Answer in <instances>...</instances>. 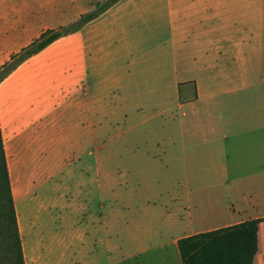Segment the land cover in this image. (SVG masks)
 Instances as JSON below:
<instances>
[{"label":"crops","instance_id":"crops-1","mask_svg":"<svg viewBox=\"0 0 264 264\" xmlns=\"http://www.w3.org/2000/svg\"><path fill=\"white\" fill-rule=\"evenodd\" d=\"M107 1L0 0V67L45 32L68 27ZM243 5L246 33L264 38V0ZM227 16L213 0H120L0 84V128L15 204L16 195L50 186L38 179L56 174L54 141L64 149L80 146L82 157H91V140H104L107 130L121 124L137 130V138L143 132L160 138L166 172L177 166V178L165 175L156 190L181 189L182 212L135 203V219L100 225L103 250L89 264H183L179 248L158 251L148 243L186 226L211 227L176 235L178 247L185 237L250 220H261L255 264H264V52L263 73L256 78L227 75L221 81L229 87L222 91L214 85L205 90L198 80L211 77L228 51L232 60ZM241 46L238 59L244 61L249 44ZM194 82L197 94L181 102L183 86ZM251 82L258 83L256 93ZM171 98L178 99L172 107ZM173 107L190 109L177 130L175 119L163 121ZM147 156L135 160L155 161L151 152ZM17 215L26 264H46L42 253L35 258L29 252ZM87 232L79 234L81 243Z\"/></svg>","mask_w":264,"mask_h":264},{"label":"rangeland","instance_id":"rangeland-1","mask_svg":"<svg viewBox=\"0 0 264 264\" xmlns=\"http://www.w3.org/2000/svg\"><path fill=\"white\" fill-rule=\"evenodd\" d=\"M219 10H228V24L232 26L234 51L232 60L228 56L219 57L216 72L211 77H198L200 86L210 90V85L217 91L227 89L222 77L232 76L240 79L243 74L258 77L263 73V41L257 33L248 35L245 31L244 0H213ZM221 25V21H218ZM249 44L245 49L246 58H241V44ZM227 62V63H226ZM226 74V75H225ZM211 78V79H210ZM240 84L239 82L234 83ZM259 91L257 82H251ZM198 82L187 83L182 88L181 102L189 100L197 94ZM178 99H170L171 107ZM174 108V107H173ZM171 109L164 120L175 119L171 123L174 129H179L183 112L190 109ZM169 119V120H170ZM172 119V120H173ZM160 116L159 120L161 121ZM148 130V129H147ZM138 131H133L130 125L121 124L106 131L105 139L90 142L91 157H82V149L61 147L54 141L52 155L56 157V174L43 176L39 181L49 182V187L30 189L26 193L16 195V207L20 215L22 229L29 252L37 258L42 253V261L46 264H89L90 256L103 250L100 243L103 233L101 224L113 218L123 224L135 219L138 213L133 208L135 203L157 204L173 214H180L177 198L179 189L176 185L169 191H157L165 175L177 178V166L166 172L163 146L161 140L143 132L140 138ZM151 152L154 162L135 160L136 157H148ZM165 181V180H164ZM44 185H48L45 183ZM162 192V193H161ZM211 227L190 225L184 227L175 235L157 237L148 245L158 251L178 252L173 239L176 235H187ZM88 230L84 242H80L79 234ZM40 238L43 242L40 243ZM122 248H128V242L123 237Z\"/></svg>","mask_w":264,"mask_h":264},{"label":"trees","instance_id":"trees-1","mask_svg":"<svg viewBox=\"0 0 264 264\" xmlns=\"http://www.w3.org/2000/svg\"><path fill=\"white\" fill-rule=\"evenodd\" d=\"M120 0H108L95 11L60 31H47L29 47L0 67V84L21 64L64 35L86 24ZM250 220L238 225L196 234L178 241L183 264H255L259 253V225ZM0 264H26L18 215L0 128Z\"/></svg>","mask_w":264,"mask_h":264}]
</instances>
